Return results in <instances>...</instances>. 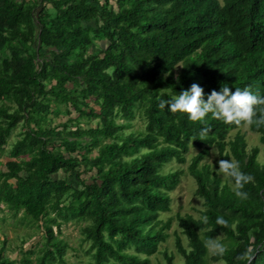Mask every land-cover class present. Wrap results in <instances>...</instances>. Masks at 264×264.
<instances>
[{"label": "trees", "instance_id": "trees-1", "mask_svg": "<svg viewBox=\"0 0 264 264\" xmlns=\"http://www.w3.org/2000/svg\"><path fill=\"white\" fill-rule=\"evenodd\" d=\"M193 83L264 96V0H0V157L12 159L0 172V206L44 235L21 264L62 263L61 225L71 221L84 224L90 264H149L168 238L171 222L159 217L181 173L163 169L185 163L190 147L204 211L179 218L183 264H264V160L239 132L227 139L246 125L264 149V123L211 113L201 123L159 107ZM82 118L96 125L81 127ZM136 119L143 129L126 133ZM212 147L218 162L239 161L252 175L247 199L234 178L198 169ZM218 237L225 247L210 257ZM0 264H16L4 247Z\"/></svg>", "mask_w": 264, "mask_h": 264}, {"label": "rangeland", "instance_id": "rangeland-1", "mask_svg": "<svg viewBox=\"0 0 264 264\" xmlns=\"http://www.w3.org/2000/svg\"><path fill=\"white\" fill-rule=\"evenodd\" d=\"M96 107V106H95ZM97 109V108H96ZM76 114L72 113L71 120L75 124ZM68 118L66 116L59 117L55 120L53 124L64 123ZM96 120L88 122L86 119L82 118L78 122L81 127L96 125ZM121 120H116V123H121ZM74 126V125H72ZM143 129V124L139 120H134L132 127L125 130L126 133L137 132ZM20 131L16 130L15 135ZM244 136L245 142L247 144V149L251 150L255 147L260 149L258 156V161L260 163L264 160V149L260 144V136L258 134L252 133L248 127L245 125L239 131H231L227 139H233L237 133ZM93 152V155H95ZM199 152L198 149L190 147L189 152L185 155V163L178 164L176 161L172 160L170 163L166 164L163 172L168 171H179V183L176 188L168 193L171 203L170 211L167 213L160 214L159 219L165 221H170V228L166 230L168 238L164 243H161L158 247V252L153 256L149 257V264H168L165 259V255H168L171 259V264H183V258L177 253L175 248V239L180 237L183 245L187 246V239L182 234L179 228V218L192 217L194 219H201L202 212L204 211L203 201L196 196L197 185L193 177L189 173V166L194 156ZM7 158L3 156L0 158V172H5L6 168L3 164ZM219 160V151L217 148L212 147L209 151V155L204 158V160L199 164L198 169H202L206 166L210 176H218L223 182L226 181L225 174L216 169V164ZM89 176L86 175L84 178ZM10 182H14L11 180ZM22 214L20 213L16 218H12L10 213L0 206V249L4 247V256L15 261L16 264H21V260L24 257L23 254L30 252L32 250L37 251L43 243V231L34 230V226H29L26 222H21ZM83 223L68 222L67 224L61 225V235L59 239L66 243V248L64 250L63 262L60 264H90L92 262L91 253H89V243L81 242L80 228ZM56 231V228H54ZM222 245V237L215 238L209 243V256L220 252L221 249L217 248L216 245ZM143 258V255H140ZM35 255H31L30 259L33 260ZM210 264H224L223 262H211Z\"/></svg>", "mask_w": 264, "mask_h": 264}, {"label": "clouds", "instance_id": "clouds-1", "mask_svg": "<svg viewBox=\"0 0 264 264\" xmlns=\"http://www.w3.org/2000/svg\"><path fill=\"white\" fill-rule=\"evenodd\" d=\"M259 105H264V96L255 94L249 87H236L233 91L228 83H224L219 90L213 89L210 94L205 93L201 85L193 83L189 89L181 91L179 95L161 99L159 102L161 109L167 106L173 113H187L192 121L206 123V117L211 113L214 118L225 123L248 125L264 123V116H258V111H264V108H258ZM210 131V127H204L201 135H206ZM218 163L220 171L234 178L236 196L247 199L249 193L244 188L253 180L252 175L240 169L239 161L222 159ZM217 222L224 225L228 223L222 216L217 218ZM216 247L223 250L222 245L217 244Z\"/></svg>", "mask_w": 264, "mask_h": 264}, {"label": "crops", "instance_id": "crops-1", "mask_svg": "<svg viewBox=\"0 0 264 264\" xmlns=\"http://www.w3.org/2000/svg\"><path fill=\"white\" fill-rule=\"evenodd\" d=\"M12 136H14V135H12ZM15 137H16V136H15ZM15 137H14V138H15ZM3 157H4V158H7L6 161L3 162L4 166H5V164H6L8 161H11V160H12V159H10L9 157H7V156H5V155H4ZM0 158H1V157H0Z\"/></svg>", "mask_w": 264, "mask_h": 264}]
</instances>
